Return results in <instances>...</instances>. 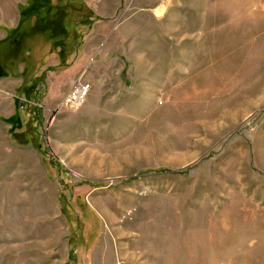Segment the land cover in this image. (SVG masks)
Listing matches in <instances>:
<instances>
[{
  "label": "rangeland",
  "instance_id": "374dc122",
  "mask_svg": "<svg viewBox=\"0 0 264 264\" xmlns=\"http://www.w3.org/2000/svg\"><path fill=\"white\" fill-rule=\"evenodd\" d=\"M0 264H264V0H0Z\"/></svg>",
  "mask_w": 264,
  "mask_h": 264
},
{
  "label": "built area",
  "instance_id": "2783aa9c",
  "mask_svg": "<svg viewBox=\"0 0 264 264\" xmlns=\"http://www.w3.org/2000/svg\"><path fill=\"white\" fill-rule=\"evenodd\" d=\"M89 92V85L80 81L74 83L71 91L62 101V107H67L70 110L78 109L86 100V96Z\"/></svg>",
  "mask_w": 264,
  "mask_h": 264
}]
</instances>
